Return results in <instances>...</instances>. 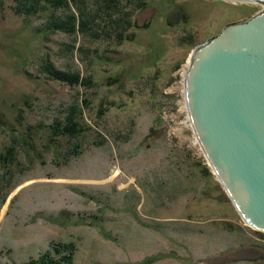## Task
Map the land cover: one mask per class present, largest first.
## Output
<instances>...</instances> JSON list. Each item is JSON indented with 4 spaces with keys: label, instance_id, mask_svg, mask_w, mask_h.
<instances>
[{
    "label": "rangeland",
    "instance_id": "374dc122",
    "mask_svg": "<svg viewBox=\"0 0 264 264\" xmlns=\"http://www.w3.org/2000/svg\"><path fill=\"white\" fill-rule=\"evenodd\" d=\"M17 9L0 0V264L61 241L75 244L70 264H264V231L209 163L185 85L194 49L264 3L150 0L121 43L38 33L52 8Z\"/></svg>",
    "mask_w": 264,
    "mask_h": 264
},
{
    "label": "water",
    "instance_id": "95a60500",
    "mask_svg": "<svg viewBox=\"0 0 264 264\" xmlns=\"http://www.w3.org/2000/svg\"><path fill=\"white\" fill-rule=\"evenodd\" d=\"M192 56L195 132L246 223L264 231V12L228 24Z\"/></svg>",
    "mask_w": 264,
    "mask_h": 264
},
{
    "label": "trees",
    "instance_id": "16d2710c",
    "mask_svg": "<svg viewBox=\"0 0 264 264\" xmlns=\"http://www.w3.org/2000/svg\"><path fill=\"white\" fill-rule=\"evenodd\" d=\"M97 1H99V4L93 10L86 0H17V10L26 15H33L40 12L39 10L52 8L48 21L44 25L36 27L38 33L49 34L61 31L68 34H76L79 32L83 35H93L91 37L100 42L114 40L121 43L124 40L134 39L135 33L132 30L134 27H141L135 19L136 12L145 8L150 0ZM102 15L112 20L116 26L124 27L123 30L115 35L110 33L108 31L109 28H105V26L109 25L108 21V23L106 22L100 27L97 18L102 19ZM132 27L133 29L131 30ZM43 71L47 74L53 73L54 79L71 82L70 84L72 85L79 84L82 80V77L76 71L57 69L52 65L47 66L46 69L43 67ZM87 80L90 81V79ZM74 125L76 126L77 122ZM58 127L68 130L62 125L61 121H58ZM70 133L73 134L74 132ZM75 249L73 241L55 242L52 250L44 253L39 259H32L29 264H70L73 261Z\"/></svg>",
    "mask_w": 264,
    "mask_h": 264
},
{
    "label": "bare ground",
    "instance_id": "6f19581e",
    "mask_svg": "<svg viewBox=\"0 0 264 264\" xmlns=\"http://www.w3.org/2000/svg\"><path fill=\"white\" fill-rule=\"evenodd\" d=\"M233 1H240V0H233Z\"/></svg>",
    "mask_w": 264,
    "mask_h": 264
}]
</instances>
